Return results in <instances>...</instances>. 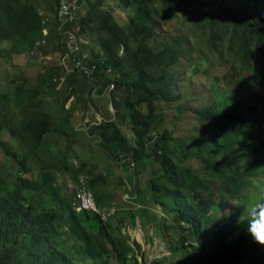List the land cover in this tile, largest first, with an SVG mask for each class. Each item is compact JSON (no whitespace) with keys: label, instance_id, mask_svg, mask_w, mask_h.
<instances>
[{"label":"trees","instance_id":"trees-1","mask_svg":"<svg viewBox=\"0 0 264 264\" xmlns=\"http://www.w3.org/2000/svg\"><path fill=\"white\" fill-rule=\"evenodd\" d=\"M160 1L165 12L181 16V25L201 31L208 53L218 57L225 55L233 64L252 68L264 77L263 0H133L148 16L156 13L155 3ZM81 18L79 34L83 35L84 27L92 25L97 33L108 36L104 53L100 50L97 57L90 55L89 59L98 67L95 74L97 88L113 83L110 95L114 97L115 93L121 92L118 98L123 100L125 106L129 104L132 108V143L123 136L113 118L103 117L100 123H96L99 141L105 151L116 161L118 167V154L133 158L137 169L142 168V161L145 159H152V162L159 164L160 179L164 180L165 185H160L155 178L149 180V189L153 193L150 202L166 207L161 199L168 198L174 203L168 214L183 233L179 239L180 247L196 252L193 264H242L240 260L246 256L248 264H264V247L256 244L247 231L249 216L245 215L243 223L240 226L237 224L232 231L227 229L213 233L207 232L208 228H205L207 231L202 230L206 222L215 221L219 211L214 208L209 213L214 204L209 186L212 179L222 181L229 187L230 193L225 199L228 201L238 197L242 188L250 186L256 171L261 173V163L264 160V109L260 108L261 101L255 100L249 91L241 90L232 98L233 105H227L230 97L222 92L215 94L217 100L214 106L189 109L204 126L202 129H208L215 146L210 153H206L207 150L202 146L195 152H190L188 147L182 149L183 144L178 146L183 161L194 156L200 162L199 171L179 167L173 160V153L166 148V143L171 138L168 131L163 130L159 134L150 130L155 103L178 99L172 93V79L168 70L179 60L180 42L177 41L174 45L165 43L160 49L151 47L149 39L154 37L155 26L129 18L125 32L110 13L98 9L94 4H89L88 15L82 20ZM45 28L42 15L32 4H22L21 0H0V41L15 37L29 40L31 34L42 32ZM55 40L60 54L62 50L56 32V18ZM120 48L123 59L119 63L129 64L130 72L127 76H116V66L107 60L113 49ZM107 68L114 75H107ZM61 73L65 75L63 71ZM65 76H76L84 82L87 80L77 74ZM104 93L105 91L102 95ZM78 95L77 93L75 102H79ZM37 96L38 93L27 96L19 116V139L27 146V152L20 159L21 173L13 181H8L7 175H0V264H86V261L94 264H140L139 256L142 264H161V260L147 261L138 242L134 241L131 246L128 237L121 233L112 234L109 223L115 215L103 220L102 213L113 206L103 202L97 193L96 181L90 180L88 187L99 208L98 214L76 212L72 207L76 189L73 197H65L55 187V175L48 168L42 169L35 179L26 176L29 173V156L39 155L43 149L44 137L51 130L52 117L41 108L42 101ZM85 96H89V91ZM83 100L88 105L87 99ZM251 103L253 105L250 106ZM143 106L144 113L141 110ZM116 116L114 113V118ZM111 142L120 147L118 152L111 150ZM235 152L244 156L241 164L231 163ZM221 154L225 160L223 163L217 160ZM235 168L245 171L239 173ZM132 192L133 196H137V192ZM202 193L207 194L205 200L201 197ZM138 201L144 203L140 199ZM221 204L225 205L226 201ZM140 212L143 213L144 209ZM253 227L262 229L261 224ZM115 228L119 229L118 226ZM62 229H65L64 232ZM202 232L207 234L210 242L222 245L221 249H216L206 259L203 253L207 239H203ZM230 234L234 237L227 243ZM64 236L67 241L61 240ZM246 244L248 247H245Z\"/></svg>","mask_w":264,"mask_h":264},{"label":"rangeland","instance_id":"rangeland-1","mask_svg":"<svg viewBox=\"0 0 264 264\" xmlns=\"http://www.w3.org/2000/svg\"><path fill=\"white\" fill-rule=\"evenodd\" d=\"M87 1L88 4L86 3L82 10L81 20L88 15L89 4H94L98 9L110 13L116 24L124 31L127 30L129 18H136L155 26L154 37L149 39L151 47L160 49L165 43L174 45L175 42H180L179 60L168 70L172 79V93L178 96V99L155 103L150 130L159 134L163 130L168 131L171 138L166 143V148L173 153V160L177 166L199 171L200 165L199 160L194 156H189V159L183 161L178 146L183 144L182 149L188 147L190 152H195L202 146L207 150L206 153L212 152L215 146L208 129H202L204 126L195 119L189 109L214 106L217 100L215 94L219 95L222 92L230 97V103L227 105H233L232 98L241 90L249 91L248 93L255 100H260V108L264 109L262 108L264 77L252 68L247 69L233 64L225 55L218 57L208 53L201 31L181 25V16H174L175 14L169 11L165 12V8L161 7L162 1L155 3L156 13L151 16L134 4L133 0ZM21 3L32 4L42 15L46 24V33L35 32L29 36V40L15 37L0 41V175H7L8 181H13L21 173L20 159L27 152V146L19 139V116L27 96L38 93L37 97L42 101L41 108L52 117L51 130L44 137L43 149L39 155L29 156L27 161L29 173H26V176L35 179L42 169L48 168L49 172L55 175V187L67 198L73 197L79 176H86L88 185L90 180L96 181L97 193L100 194L103 202L116 208V218L111 219L109 223L112 234L121 233L128 237L131 246L134 241L138 242L147 261L156 259L161 260V264H193L196 252L180 247L179 239L183 233L175 226L168 214V211L173 209L174 203L168 198L161 199L166 207L150 202L153 193L149 189V180L155 178L160 185H165L164 180L160 179L159 164L152 162V159H145L142 161V168L137 169L136 164L134 172L118 167L99 141V130L96 128L98 116L113 118L123 136L132 143L134 135L132 108L129 104L125 106L123 100L118 98L121 92L115 93L114 97L112 95L107 97V94L105 97L102 95L105 87L102 85L103 87L98 89L95 80L87 79L84 82L79 77L64 76L61 73L57 65L60 49L55 42L57 7L55 0H21ZM84 28V39L88 42L84 47L88 56L97 57L96 54L100 50L104 53L105 43H108L107 34L97 33L92 29V25ZM109 56L107 60L116 66V76L119 74L127 76L130 72L129 64L119 63L123 59L122 48L113 49ZM112 75L113 72L110 76ZM88 91L89 96H85ZM97 91L102 92L97 93ZM73 92L75 93L72 98ZM77 93L79 102H75ZM84 98L99 112L98 115L88 109ZM108 99L110 101H107ZM141 110L142 113L145 112L144 106ZM114 113L117 115L116 118ZM85 118L88 120L85 121ZM110 146L111 150L116 152L120 149L112 142ZM242 158H244L242 154L235 152L231 163L241 164ZM217 160L223 163L225 161L223 154L219 155ZM235 171L244 173L245 170L235 168ZM249 185L248 188L241 189L238 197L227 201L225 199L230 193L229 187L222 181L212 179L209 186L214 204L208 210L209 213L213 212L214 208L219 211L215 221L206 222L202 230L208 228L209 230L206 231L213 233L227 229L232 231L237 224L240 226L243 223V217L248 216V209L264 201V160L261 163V173L256 171ZM132 191L137 192L135 198ZM129 197L131 199H128ZM201 197L205 200L207 194L202 193ZM139 199L144 203L139 202ZM224 201L226 204L222 205ZM141 209H144L143 213L140 212ZM116 226L119 229H116ZM261 226V231H264V223H261ZM202 234L203 239H207V234L203 232ZM233 237L234 235H228L227 243H230ZM62 239L66 240L65 236ZM245 247H248V244ZM218 248L221 249L222 245L207 239L204 258L206 259ZM80 257L81 255L78 258ZM140 258L139 256L138 260L142 264ZM240 261L242 264H248L249 259L246 256ZM86 264H94V262L86 261Z\"/></svg>","mask_w":264,"mask_h":264},{"label":"built area","instance_id":"built-area-1","mask_svg":"<svg viewBox=\"0 0 264 264\" xmlns=\"http://www.w3.org/2000/svg\"><path fill=\"white\" fill-rule=\"evenodd\" d=\"M86 4L85 0H59L56 7V32L61 43L62 52L58 57V67L65 75L77 74L88 80H95L97 65L92 61L85 51V37L78 33L82 10ZM105 73L110 76L112 70L107 68ZM64 75V76H65ZM114 84L110 83L105 87V95L109 97ZM97 124L101 122V117L96 118ZM117 163L121 168H127L134 171L135 162L133 158L118 154ZM77 188L72 200V207L76 212H93L100 213L96 205L94 196L88 187V179L81 175L77 178ZM124 197V196H123ZM135 198V196L133 197ZM128 199H131L130 197ZM115 215V208L109 207L106 212L102 213V219L106 220Z\"/></svg>","mask_w":264,"mask_h":264},{"label":"clouds","instance_id":"clouds-1","mask_svg":"<svg viewBox=\"0 0 264 264\" xmlns=\"http://www.w3.org/2000/svg\"><path fill=\"white\" fill-rule=\"evenodd\" d=\"M244 210L242 209V212ZM247 214L250 217L247 227L248 233L251 235L253 241L259 246L264 247V231L259 228L253 227V225L264 223V201L257 203L255 206L247 210ZM257 217H259L257 219ZM239 223V218L237 220Z\"/></svg>","mask_w":264,"mask_h":264},{"label":"crops","instance_id":"crops-1","mask_svg":"<svg viewBox=\"0 0 264 264\" xmlns=\"http://www.w3.org/2000/svg\"><path fill=\"white\" fill-rule=\"evenodd\" d=\"M44 34L46 33V30H43L42 31ZM73 94L71 95V97L73 98ZM75 105H77V104H75ZM78 106V105H77ZM72 107H74V105L72 106ZM88 109H90V110H92V111H95V115H98V111L97 110H95L94 108H93V106L92 105H90L89 103H88ZM88 113V111L86 112V114ZM88 120V118H85V121H87ZM73 121V120H72ZM78 121V120H77Z\"/></svg>","mask_w":264,"mask_h":264}]
</instances>
